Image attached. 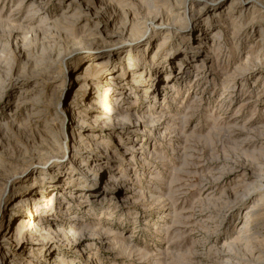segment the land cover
I'll return each instance as SVG.
<instances>
[{
  "label": "rangeland",
  "instance_id": "rangeland-1",
  "mask_svg": "<svg viewBox=\"0 0 264 264\" xmlns=\"http://www.w3.org/2000/svg\"><path fill=\"white\" fill-rule=\"evenodd\" d=\"M71 1L0 0V238L4 224L20 236L32 224L43 246L28 264H264V8L222 1L197 48V31L176 33L188 1L94 0L116 26L133 19L130 69L125 51L90 56L95 18ZM155 15L172 19L170 35L148 39ZM79 140L89 171L70 179L66 163L48 210L7 223L23 185L10 182L41 150L60 147L37 173Z\"/></svg>",
  "mask_w": 264,
  "mask_h": 264
},
{
  "label": "bare ground",
  "instance_id": "bare-ground-1",
  "mask_svg": "<svg viewBox=\"0 0 264 264\" xmlns=\"http://www.w3.org/2000/svg\"><path fill=\"white\" fill-rule=\"evenodd\" d=\"M89 1L91 4L88 2L85 3L84 0L82 2H80L79 0H72L71 2L78 3L79 11H81V13H83L84 16H88L87 19H90L89 17H91V20L93 17L95 18L97 30L95 32V36H93V38L90 40V44L94 45V47H90L87 49L89 52H91L90 56L96 58V57L106 55L107 60H110V58L112 56H115L118 52L125 51L127 67L130 69L137 68L139 66V64H138L139 61L138 62L137 61L132 62L131 61L132 57L130 56V53L132 52V47H133L132 39L134 38L131 36L132 27H133V19H130V18H128L130 20L123 19L124 21H121L120 24L116 26L114 24L115 23L114 22L115 17L112 15L113 13L112 14L110 13L108 8L105 7L104 9H102V7L101 8L99 7V10H96L95 6H94L96 1H94V0H89ZM187 1H188V11H191L190 16L192 17V19H191L192 22L190 24V27L188 25V22H186L185 25L182 27L183 29H181L182 32H176V33L181 34V36H183V34H185V35L193 34L194 35V33L197 31V34H195V35H198V37H197V39H196V37L194 38V39H196V43H197L196 47L197 48L205 47L206 43H207L206 40L210 39L209 32L211 31V28H210V26H207L204 23H200V22H202L201 17L206 13L207 10H211L212 17H219V14L215 11L222 4V1L224 2L225 0H184V5L186 4ZM209 2H211V3H209ZM240 3L242 4V8L256 7V5H255L256 3L261 4L262 7L260 9L264 8V0H242ZM196 6H198L199 8H197V11H194V7H196ZM262 12H264V11H262ZM206 18H207V16H206ZM171 20L172 19L168 18L167 16H163V15H155L153 18H151L150 19L151 24H150L149 30L152 34L147 35L148 39H150L152 35L157 34L158 32H162V31L169 32L168 34L170 35V32L172 31V28H173V25L171 24V22H172ZM111 24H112V26H111ZM109 27H111V29H109ZM88 37H90V36L88 35ZM91 37H92V35H91ZM81 52H83L82 48H77L74 50L73 54H79ZM87 62H89V60ZM130 65H131V67H130ZM181 65H182V63L179 64V66H178L179 69H181ZM84 74H85V71H84V73H77L75 78H74V81H78L81 87H84L87 85L86 82L83 81L85 79ZM168 76H170V74ZM168 76L166 77V79H168ZM168 82H166V83H168ZM92 104L93 103H91V105ZM73 115H72V117H73ZM79 121L84 122V118L80 117ZM95 121H97V120H95ZM78 125L81 126L80 123ZM73 128L71 130V134H74ZM76 129H78V131H79L81 128L79 127ZM77 137L80 139L81 134L80 133L77 134ZM95 141H97V140H95ZM81 143H82L81 140L78 141V144L76 143V145L74 146L76 148L74 150H72V156L71 157H68V159H65L64 158L65 155H63L61 158V159H64L63 161L59 160V161L53 162V163L50 162L49 163L50 165L44 169L45 170L44 173L43 172L37 173L35 168L31 167V166H34L35 164L41 163L39 157L43 156L46 159H48L49 157L53 156L55 158L57 156V150L60 147L58 145L56 146V144L53 145V147H54L53 152H48L47 148L45 150L44 149L41 150L42 152L38 153L37 156L35 157L36 159H34L35 160L34 163L23 170V173L25 171H27V173H25V175H23V176L21 174L22 177H19L18 180H12L10 182L11 186L15 185L16 183H22L23 185H21L22 188H20L19 190L16 189L17 190L16 192L13 189L10 196L14 197L15 199L12 201L10 208H6V207L4 208L3 207V216L4 217L6 216L5 218L9 217L8 219L5 220L6 222L7 221H13L15 218H16L15 220H17V221L18 220L22 221L24 219H28L31 222L32 220H34L36 218V216L38 214H40V212L44 213L46 211V209L49 207L47 205L48 199H47V195H46V191H48V189H49L48 186H54V187L57 186L61 178L65 177V175H69V172L67 171V169H69L70 167H68L67 169L64 170V168L66 167V163H69L73 169L70 171V173L72 171H75L74 174L71 173V175L68 176V178H70V179L73 178L74 176L78 175V174H79V176L82 174H83L82 176H84L85 173H87L89 171V168L84 167L86 165V163L84 164L85 160L83 159V157H87L88 153H90V152H89V149L82 147ZM82 148L84 149V151H81ZM50 151H52V150H50ZM97 160H100V157L97 158ZM46 162L47 161H45L44 163L46 164ZM96 164L98 165V162ZM31 173L35 177L33 178L31 183L30 182L27 183L25 181V179ZM0 178H2V177H0ZM43 184H44V186L45 185H47V186L44 188L43 193H40L41 191L39 192L35 188L37 186L43 185ZM53 192H55V189L53 190ZM56 198H57V193H55V196H54V199H56ZM1 217L2 216H0V219H1ZM41 226H51V224L48 225L47 223H44V225L42 224ZM23 228H24V226H20L18 228L19 232L18 231L12 232V231H10V229H8V224L7 225L4 224L3 230L6 231V233L2 234L1 238H0V261H1V263L6 262V260L9 257H11L9 260V264H28L30 261L29 258L35 256L34 251H35V249H37V245L43 246V241H41V239L36 236V230L34 229V227H32V224H29V228H27L25 230V232L23 234H21V236H20V233H21ZM15 230H17V227L15 228ZM15 235H19V237L17 238V242L12 245V244H10L9 240L13 236L17 237ZM26 253H28V254H26ZM87 260L88 261L91 260V257L89 255L87 256ZM38 263H39V261H38Z\"/></svg>",
  "mask_w": 264,
  "mask_h": 264
}]
</instances>
